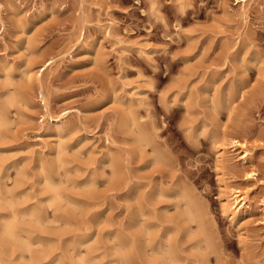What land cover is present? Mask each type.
Masks as SVG:
<instances>
[{
    "label": "rangeland",
    "instance_id": "374dc122",
    "mask_svg": "<svg viewBox=\"0 0 264 264\" xmlns=\"http://www.w3.org/2000/svg\"><path fill=\"white\" fill-rule=\"evenodd\" d=\"M0 264H264V0H0Z\"/></svg>",
    "mask_w": 264,
    "mask_h": 264
},
{
    "label": "bare ground",
    "instance_id": "6f19581e",
    "mask_svg": "<svg viewBox=\"0 0 264 264\" xmlns=\"http://www.w3.org/2000/svg\"><path fill=\"white\" fill-rule=\"evenodd\" d=\"M242 159H244V161L246 162L248 160V151H244L243 153V156H242ZM234 196H235V200L237 201L238 203V210H242L244 208H247L248 207V199L247 197L245 196H242V194L237 191L236 193H234ZM238 213L237 212H234V216L232 217V219H234L235 215Z\"/></svg>",
    "mask_w": 264,
    "mask_h": 264
}]
</instances>
